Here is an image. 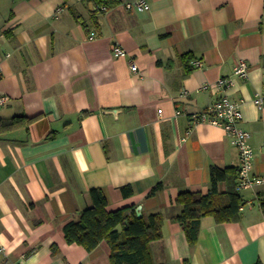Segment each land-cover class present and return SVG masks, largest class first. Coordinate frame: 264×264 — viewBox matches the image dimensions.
<instances>
[{"label":"crops","instance_id":"0c3cea01","mask_svg":"<svg viewBox=\"0 0 264 264\" xmlns=\"http://www.w3.org/2000/svg\"><path fill=\"white\" fill-rule=\"evenodd\" d=\"M133 1L99 9L85 0H0V94L8 97L0 117L37 116L0 133V263L110 264L106 241L88 251L67 243L63 229L102 188L109 210L141 206L162 217L151 243L157 264H264V184L237 190L238 220L203 217L194 245L176 219L180 191L208 194L212 165L239 164L222 127L192 123L224 94L244 99L254 172L264 175V109L254 101L264 83V0H148L147 10L129 8ZM113 42L128 54L115 56ZM240 59L248 78L234 75ZM222 77L234 85L215 89ZM228 188L218 183L222 194Z\"/></svg>","mask_w":264,"mask_h":264},{"label":"trees","instance_id":"16d2710c","mask_svg":"<svg viewBox=\"0 0 264 264\" xmlns=\"http://www.w3.org/2000/svg\"><path fill=\"white\" fill-rule=\"evenodd\" d=\"M85 1H92L99 9L103 7L108 9L120 2V0ZM186 58V73H189L192 69L189 64L190 56L187 55ZM35 118L37 116L29 117L25 114L9 118L0 117V133L27 126ZM237 172L238 166L221 168L212 165L210 193L202 194L191 190L179 192L177 201L182 204V210L176 219L183 226L191 245L198 239L203 217L212 216L218 222L238 220L244 201L235 187ZM223 180L229 183L225 194L218 191V183ZM160 186L161 184H157L151 193ZM131 191L130 186L123 188L124 194ZM90 194L92 204L82 209L77 218L64 225L66 242L77 243L92 251L101 241H106L110 248V264H157L151 243L162 236V217L158 214L138 215L134 206L109 210L108 200L102 188H92ZM57 250V245H54L53 251Z\"/></svg>","mask_w":264,"mask_h":264},{"label":"built area","instance_id":"2783aa9c","mask_svg":"<svg viewBox=\"0 0 264 264\" xmlns=\"http://www.w3.org/2000/svg\"><path fill=\"white\" fill-rule=\"evenodd\" d=\"M129 8H136L138 10H147L150 8L148 0H134L127 3ZM105 9V7H103ZM112 52L115 56H126L128 51L122 47L118 42H113L111 45ZM200 65V61L195 62ZM132 70H136L138 65L132 62ZM251 66L245 60H237L234 67V75L248 78ZM2 70L0 66V77ZM235 80L233 77H222L217 80L213 87L215 89H227L233 86ZM210 85V84H209ZM205 87H208L206 84ZM8 97L5 94H0V106L7 102ZM254 101L260 109H264V83L261 89L255 92ZM244 99L230 97L227 94L217 98L207 108L193 112L191 114L192 123L207 122L213 125L222 127L226 133L231 136V143L238 149L239 164L236 178V189L253 188L258 184H264V175L254 172V157L255 148L251 142V133L242 124L243 111L242 104ZM261 148L264 151V140ZM0 251L2 249L0 248ZM2 264V263H0Z\"/></svg>","mask_w":264,"mask_h":264},{"label":"water","instance_id":"95a60500","mask_svg":"<svg viewBox=\"0 0 264 264\" xmlns=\"http://www.w3.org/2000/svg\"><path fill=\"white\" fill-rule=\"evenodd\" d=\"M136 212H137L138 215H141V206L137 207Z\"/></svg>","mask_w":264,"mask_h":264}]
</instances>
